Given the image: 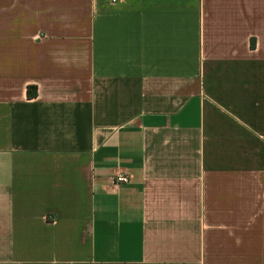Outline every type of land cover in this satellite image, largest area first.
<instances>
[{
    "label": "crops",
    "instance_id": "obj_1",
    "mask_svg": "<svg viewBox=\"0 0 264 264\" xmlns=\"http://www.w3.org/2000/svg\"><path fill=\"white\" fill-rule=\"evenodd\" d=\"M0 264H264V0H0Z\"/></svg>",
    "mask_w": 264,
    "mask_h": 264
},
{
    "label": "built area",
    "instance_id": "obj_2",
    "mask_svg": "<svg viewBox=\"0 0 264 264\" xmlns=\"http://www.w3.org/2000/svg\"><path fill=\"white\" fill-rule=\"evenodd\" d=\"M129 181L128 176L124 174H113L109 177V182L111 184L127 183Z\"/></svg>",
    "mask_w": 264,
    "mask_h": 264
},
{
    "label": "trees",
    "instance_id": "obj_3",
    "mask_svg": "<svg viewBox=\"0 0 264 264\" xmlns=\"http://www.w3.org/2000/svg\"><path fill=\"white\" fill-rule=\"evenodd\" d=\"M27 95H28V97H35V95H36V88L34 86H28V88H27Z\"/></svg>",
    "mask_w": 264,
    "mask_h": 264
}]
</instances>
